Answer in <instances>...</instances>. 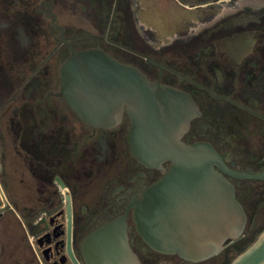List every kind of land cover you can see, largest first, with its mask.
<instances>
[{"label": "flooded vegetation", "instance_id": "1", "mask_svg": "<svg viewBox=\"0 0 264 264\" xmlns=\"http://www.w3.org/2000/svg\"><path fill=\"white\" fill-rule=\"evenodd\" d=\"M92 51L189 97L181 140L221 157L243 238L194 262L141 236L136 205L171 163L163 171L133 155L126 107L105 128L69 105L61 70ZM242 173H264V0H0V221L12 214L33 262L75 264L71 250L88 264L84 241L119 221L141 264H230L264 228V177Z\"/></svg>", "mask_w": 264, "mask_h": 264}, {"label": "water", "instance_id": "2", "mask_svg": "<svg viewBox=\"0 0 264 264\" xmlns=\"http://www.w3.org/2000/svg\"><path fill=\"white\" fill-rule=\"evenodd\" d=\"M61 76L63 95L83 121L112 128L126 107L133 155L163 171L171 163L136 205L139 233L154 250L200 262L218 255L226 240L244 237L245 211L234 186L214 167L227 171L221 157L207 143L181 140L195 108L187 95L150 82L100 51L75 56ZM83 252L88 264H141L119 221L92 233ZM70 256L79 264L71 250ZM230 264H264V232Z\"/></svg>", "mask_w": 264, "mask_h": 264}, {"label": "rangeland", "instance_id": "3", "mask_svg": "<svg viewBox=\"0 0 264 264\" xmlns=\"http://www.w3.org/2000/svg\"><path fill=\"white\" fill-rule=\"evenodd\" d=\"M263 232L264 228L255 236L239 243L234 251V256L243 252ZM24 241L25 238L20 228L14 222L12 214L9 213L0 221V264H36L31 260L32 252Z\"/></svg>", "mask_w": 264, "mask_h": 264}]
</instances>
